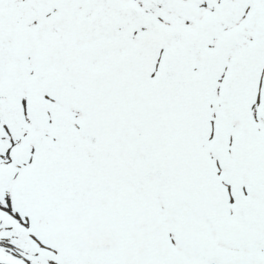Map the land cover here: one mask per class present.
<instances>
[{"label":"snow or ice","instance_id":"1","mask_svg":"<svg viewBox=\"0 0 264 264\" xmlns=\"http://www.w3.org/2000/svg\"><path fill=\"white\" fill-rule=\"evenodd\" d=\"M0 264H264V0H0Z\"/></svg>","mask_w":264,"mask_h":264}]
</instances>
